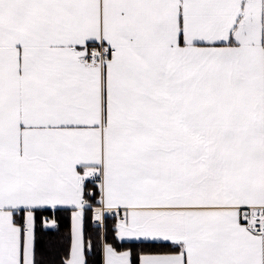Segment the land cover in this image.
I'll return each instance as SVG.
<instances>
[{
	"label": "snow or ice",
	"instance_id": "1",
	"mask_svg": "<svg viewBox=\"0 0 264 264\" xmlns=\"http://www.w3.org/2000/svg\"><path fill=\"white\" fill-rule=\"evenodd\" d=\"M0 264H264V0H0Z\"/></svg>",
	"mask_w": 264,
	"mask_h": 264
}]
</instances>
